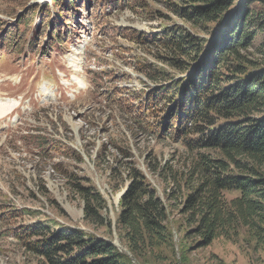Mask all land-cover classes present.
<instances>
[{
    "label": "trees",
    "instance_id": "trees-1",
    "mask_svg": "<svg viewBox=\"0 0 264 264\" xmlns=\"http://www.w3.org/2000/svg\"><path fill=\"white\" fill-rule=\"evenodd\" d=\"M86 1L36 5L46 10L48 29L54 28L44 43L50 38L49 46L62 45L59 28L72 23L76 6ZM136 1L128 0L127 6L138 7ZM149 1L155 2V20L165 12L187 28L167 27L153 36L160 51L156 58L173 74L155 68L150 77L155 87L132 100L144 106L139 110H155L153 134L159 142L187 147L186 179L180 181L173 169L148 159L147 173L166 179L161 184L172 188L164 190L163 200L131 149L114 147L115 165L108 168L106 182L113 195L123 194L113 222L96 184L64 168L67 190L83 204L84 223L105 229L106 236L54 221L12 229L10 235L38 264H163L165 258L156 252L172 246L168 222L175 212L184 220L185 238L196 240V249L219 238L239 239L242 229L251 240L264 242V0ZM51 7L59 10L55 19L50 18ZM35 16L31 9L22 26ZM66 16L70 19L61 25L59 19ZM20 38L17 26L2 41ZM64 151L84 162L74 149L65 146ZM93 164L100 171L109 163L98 155ZM8 216L19 213L1 214ZM114 232L120 245L114 244Z\"/></svg>",
    "mask_w": 264,
    "mask_h": 264
},
{
    "label": "rangeland",
    "instance_id": "rangeland-1",
    "mask_svg": "<svg viewBox=\"0 0 264 264\" xmlns=\"http://www.w3.org/2000/svg\"><path fill=\"white\" fill-rule=\"evenodd\" d=\"M50 1L0 0V110L11 109L0 114V264H38L10 235L22 226L54 221L106 236L105 229L84 223L83 204L67 190L64 168L96 184L114 222L119 195L106 182L108 168L115 165L114 147L131 149L163 200L164 190L172 188L161 184L166 179L147 173L146 161L173 169L179 177L190 165L191 153L181 142L155 138L153 108L139 110L144 106L132 100L155 87L150 78L155 68H165L156 58L160 51L153 36L167 27L187 26L165 12L155 20V2L149 0H137L138 7L127 6L128 0H88L76 6L78 14H70L72 23L59 28L63 44L49 46L50 38L44 41L54 28L48 29L46 10L36 5L50 7ZM31 9L36 16L22 26ZM49 11L51 19L59 13ZM17 26L21 38L2 41ZM65 146L84 162L69 157ZM98 155L109 163L100 171L93 164ZM12 210L17 218H1ZM168 226L172 246L156 252L165 258L163 264H264V242L251 240L245 229L239 239L219 238L196 249L176 212ZM113 238L120 245L115 232Z\"/></svg>",
    "mask_w": 264,
    "mask_h": 264
},
{
    "label": "bare ground",
    "instance_id": "bare-ground-1",
    "mask_svg": "<svg viewBox=\"0 0 264 264\" xmlns=\"http://www.w3.org/2000/svg\"><path fill=\"white\" fill-rule=\"evenodd\" d=\"M10 110H11V109H10L9 107H6V108L0 110V111H1L0 114H4V113H6V112H8V111H10Z\"/></svg>",
    "mask_w": 264,
    "mask_h": 264
},
{
    "label": "water",
    "instance_id": "water-1",
    "mask_svg": "<svg viewBox=\"0 0 264 264\" xmlns=\"http://www.w3.org/2000/svg\"><path fill=\"white\" fill-rule=\"evenodd\" d=\"M123 194V193H122ZM122 194L119 195V198L122 196ZM114 244H118V241H115Z\"/></svg>",
    "mask_w": 264,
    "mask_h": 264
}]
</instances>
